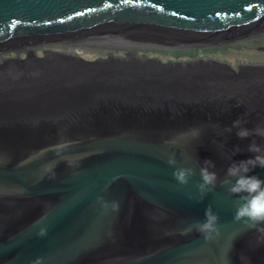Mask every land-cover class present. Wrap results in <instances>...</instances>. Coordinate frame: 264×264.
<instances>
[{"label": "water", "instance_id": "95a60500", "mask_svg": "<svg viewBox=\"0 0 264 264\" xmlns=\"http://www.w3.org/2000/svg\"><path fill=\"white\" fill-rule=\"evenodd\" d=\"M238 118L264 127V0H0V264H264L219 184L264 146Z\"/></svg>", "mask_w": 264, "mask_h": 264}, {"label": "clouds", "instance_id": "9594fccd", "mask_svg": "<svg viewBox=\"0 0 264 264\" xmlns=\"http://www.w3.org/2000/svg\"><path fill=\"white\" fill-rule=\"evenodd\" d=\"M245 122L238 118L233 121L231 127L226 128V131L231 132L233 129H237L236 135L241 139L250 136L264 138V127L257 126L248 129L242 126ZM193 135L198 136L199 132L195 131ZM238 151L240 150L237 147L233 154ZM247 151L253 153L254 157L230 163L223 178L219 180V184L227 185L228 194L238 197L234 202L235 213L233 219L235 221H242L250 226L264 225V180L254 175H248L257 166L264 168V146L257 145L255 141H252L248 145ZM167 162L170 166L176 164L173 158H169ZM214 168L215 164L212 161H203V166L200 168L201 182L197 185L200 193L206 194L216 187L218 183L217 172L209 170ZM172 175L179 185L184 186L188 184L194 172L191 168L178 167L174 168ZM218 221V215L209 205L204 211V220L202 222L196 221L191 227L201 233L205 240H211L214 236L219 235ZM191 227L188 229L189 231ZM258 231L264 234V227L259 228Z\"/></svg>", "mask_w": 264, "mask_h": 264}]
</instances>
